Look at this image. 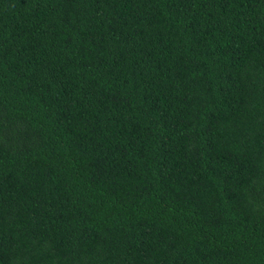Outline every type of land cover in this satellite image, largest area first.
<instances>
[{"label": "trees", "instance_id": "16d2710c", "mask_svg": "<svg viewBox=\"0 0 264 264\" xmlns=\"http://www.w3.org/2000/svg\"><path fill=\"white\" fill-rule=\"evenodd\" d=\"M0 264H264V0H0Z\"/></svg>", "mask_w": 264, "mask_h": 264}]
</instances>
